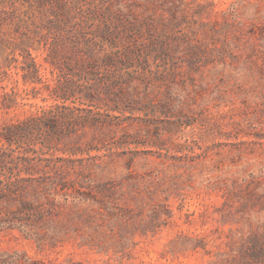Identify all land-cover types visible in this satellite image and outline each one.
<instances>
[{"label": "rangeland", "instance_id": "obj_1", "mask_svg": "<svg viewBox=\"0 0 264 264\" xmlns=\"http://www.w3.org/2000/svg\"><path fill=\"white\" fill-rule=\"evenodd\" d=\"M39 115L0 264H264V0H0V131Z\"/></svg>", "mask_w": 264, "mask_h": 264}, {"label": "trees", "instance_id": "obj_2", "mask_svg": "<svg viewBox=\"0 0 264 264\" xmlns=\"http://www.w3.org/2000/svg\"><path fill=\"white\" fill-rule=\"evenodd\" d=\"M46 118L47 117L45 115H39L17 124H10L3 130V132L0 131V137L10 142L16 138L29 136L33 129L48 125ZM12 185L13 184L10 183V186ZM18 194L19 193L17 191H13L12 189H9V191L6 193L7 196H14ZM256 254L257 253H253L255 256Z\"/></svg>", "mask_w": 264, "mask_h": 264}]
</instances>
